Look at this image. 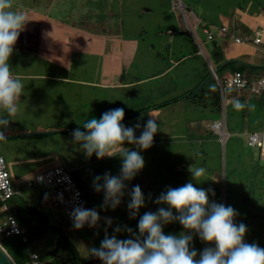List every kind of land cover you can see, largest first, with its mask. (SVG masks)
I'll use <instances>...</instances> for the list:
<instances>
[{
	"label": "rangeland",
	"instance_id": "374dc122",
	"mask_svg": "<svg viewBox=\"0 0 264 264\" xmlns=\"http://www.w3.org/2000/svg\"><path fill=\"white\" fill-rule=\"evenodd\" d=\"M51 2L49 14L64 25H38L30 20L26 23L9 60L12 72L24 85L19 110L13 116L0 110V116L11 121L9 128L16 132L12 135H17L0 140V153L6 159L17 196L30 204H37L40 194L47 198L41 209L48 215L50 226L35 239L38 249L50 250L60 229L80 255L89 258L90 250L100 247L106 233L120 239L129 234L127 228L133 232L132 224H136L138 217L146 212L155 213L160 207L169 208L155 203L161 193L189 182L208 191L210 203L234 208L238 213L234 223H243L247 228L244 241L264 248V160L259 158L258 149L247 143V132L264 124V103L251 99L249 104L254 108L244 115L227 101L216 112L186 96L160 105L195 84L193 74L199 61L186 57L196 52L209 66L207 35L201 26L194 25L189 6L194 14L203 17L205 11L207 17L214 18L221 3L239 4L264 15V0ZM48 3L50 0H13V5H18L16 10L28 13L29 19L31 10L46 12ZM213 21L220 23L216 18ZM77 29L86 30L89 35L80 38L82 34ZM91 33L98 37L93 40ZM171 79L175 89L156 95L158 83ZM148 96L151 101L146 100ZM115 108L124 109L122 123L126 127L139 121L141 127L135 130L136 137L141 135L149 114L157 119L159 130L147 150L125 142V147L140 151L145 165L131 181H125L124 196L113 209L102 207L104 193L94 190L93 180L105 173L119 176L122 159H97L95 154L86 157L80 145L73 142L71 133L77 127L86 132L83 124L87 120L99 119ZM222 116L227 132L224 141L209 128ZM60 128L66 130L59 131ZM18 129L27 130V134L18 136ZM46 130L54 132L37 133ZM57 165L66 166L85 180L87 203L100 216L97 226L74 228L63 210L52 203L43 182L27 185L36 174ZM192 165L206 169L198 181L189 171ZM135 185L144 194L145 206L131 218L127 205ZM172 212L179 215L175 209ZM105 217L111 219L110 225ZM117 227L120 232L114 231ZM162 228L165 235H192L189 247L197 251V260L205 248H215L214 243L208 244L197 233L185 230L179 221Z\"/></svg>",
	"mask_w": 264,
	"mask_h": 264
},
{
	"label": "clouds",
	"instance_id": "9594fccd",
	"mask_svg": "<svg viewBox=\"0 0 264 264\" xmlns=\"http://www.w3.org/2000/svg\"><path fill=\"white\" fill-rule=\"evenodd\" d=\"M29 14L17 11L13 0H0V110L8 116L19 110V102L24 85L14 75L9 64L14 45L20 32L29 21ZM236 111L245 108L252 110L254 105L233 101ZM139 137L135 130L141 127L139 121L132 127H126L122 121L125 117L123 108H115L102 114L101 118H92L83 124L87 131L80 127L73 129V142L78 143L86 157L93 154L97 159L104 157H120L122 159L119 176L105 173L97 175L93 180L94 190L104 193L102 207L115 209L124 196L125 181H131L144 167L145 161L140 151L125 147V142L136 145L141 150L149 149L154 135L159 130L157 119L150 115ZM10 120L0 116V140H6V131ZM192 178L198 181L205 175L203 167L190 166ZM102 181V183H101ZM211 191V190H209ZM214 195V192H213ZM131 199L127 207L130 217L135 218L141 207L145 206V197L139 185H135L130 193ZM155 203L166 204L168 209L160 207L157 212H146L138 222L139 235L132 239L120 240L107 233L99 248H92L90 254L99 258L103 264H264V248L244 241L247 228L243 223H234L238 215L231 206L209 202L208 191L197 188L189 182L177 188H168L155 200ZM175 209L178 216H174ZM73 227L81 229L87 224L97 226L100 216L95 209L76 207L71 212ZM111 224V219L105 217ZM179 221L185 230L195 232L200 239L215 248H205L197 260V251L190 250L192 235L181 233L180 236L165 235L162 225ZM120 232L121 228L114 229ZM126 231L132 234V229Z\"/></svg>",
	"mask_w": 264,
	"mask_h": 264
},
{
	"label": "trees",
	"instance_id": "16d2710c",
	"mask_svg": "<svg viewBox=\"0 0 264 264\" xmlns=\"http://www.w3.org/2000/svg\"><path fill=\"white\" fill-rule=\"evenodd\" d=\"M204 26H207V24ZM186 58H193L199 61V64L195 67V73L193 74L195 84L186 89L180 95L163 100L160 105L165 104L170 100H176L179 96H186L188 98H193V102L202 107H209L212 111L220 112L222 108V96L218 81L223 84V79L225 78L222 76L223 70L230 69L231 71H240L246 75L249 81H256L260 78H264V75L261 74L264 73V68L241 65L230 61L219 69L216 73V77L214 75H210L202 86L194 90L210 73V68L196 52ZM214 68H219V65H216ZM134 86H137V84H134ZM175 87L176 84L172 79L169 80V82L162 80L155 87V93L158 95V93L170 92L175 89ZM262 95H264V91L256 93L246 88H226L225 90V99L230 105L233 104L234 100H239L242 103L249 104L251 99L256 98V100H258ZM146 100L151 101V96H148ZM247 110L248 109L245 108L241 111L242 115H244ZM209 128H211L210 125ZM259 158L264 160L260 157V155ZM71 173L83 193L86 204L91 209L86 200L87 184L85 180L80 179L78 175H76L75 171L71 170ZM46 202L47 198L43 194L39 195L37 204H30L22 197L14 194L5 201L7 209L2 210V202L0 201V222L9 215L13 216L18 223L24 227L25 235L27 237V240L24 242L19 235L0 234V245L7 251L15 264H23L32 252L38 253L43 260L46 259L44 261L48 264H83L86 257L80 255L76 245L60 229H58V235L54 246L50 250L42 252L38 249L35 239L50 226L48 215L41 209ZM139 219L140 218L138 217L136 224H132L134 225V231L132 234L121 236L120 240L132 239L139 235ZM177 236H180V234ZM93 237L95 240V235ZM46 252H52L53 255H46ZM93 264H103V262L100 260Z\"/></svg>",
	"mask_w": 264,
	"mask_h": 264
},
{
	"label": "built area",
	"instance_id": "2783aa9c",
	"mask_svg": "<svg viewBox=\"0 0 264 264\" xmlns=\"http://www.w3.org/2000/svg\"><path fill=\"white\" fill-rule=\"evenodd\" d=\"M182 11L183 8L180 6ZM221 33H228L227 28L222 26L219 28ZM203 31L207 35V39H212V33L204 28ZM236 42L253 41L259 43L261 41V33L256 31L254 37L246 36L245 38L233 37ZM216 77V74L214 75ZM220 93L222 96V106L226 103L225 90L226 88H246L253 92L264 91V78L256 81H249L246 75L240 71H233L223 79V84L218 81ZM211 129L219 133L220 139L224 141L226 132L225 118L214 121L210 125ZM247 143L250 146L258 149L259 155L264 159V124L258 129L247 132ZM43 182L49 189L51 194V201L56 206H59L65 216L73 225L71 212L76 207H84L90 209L86 204L83 193L78 186L77 182L72 176L71 170L64 165H57L46 169L43 172L36 174L33 178L27 181V185L34 186L35 184ZM16 194V188L12 182L10 172L7 166L6 159L0 153V201L2 202L1 209H7L5 201ZM86 225V224H85ZM0 234L3 235H19L25 242L27 237L25 229L18 221L11 215L7 216L0 222ZM23 264H48L38 253L32 252L29 254L28 259Z\"/></svg>",
	"mask_w": 264,
	"mask_h": 264
},
{
	"label": "crops",
	"instance_id": "0c3cea01",
	"mask_svg": "<svg viewBox=\"0 0 264 264\" xmlns=\"http://www.w3.org/2000/svg\"><path fill=\"white\" fill-rule=\"evenodd\" d=\"M51 1L52 0H50V3H48L45 7L46 12H41V10H37L36 8V10H31L30 21H33L34 24L38 25H64L60 20L49 14L50 9L52 8ZM14 6L16 10L18 5L14 4ZM189 8L195 19L194 25L201 26L202 30L204 28L208 29L213 35L212 39H207L206 37L205 40L209 53V57L207 56L209 61V68L215 69L214 67H216V65H219V68H217L219 71V69L223 65L230 61L241 65L264 68V15H262L261 13L256 14L250 9L242 8L239 4L235 3H228L227 5H224V3L218 4L215 9L214 18H212L210 15H208L209 17H207L205 11H202L205 17H203L202 14H194L193 7L189 6ZM215 18L220 23L215 24V22L213 21ZM205 24H207V26H204ZM222 26H225L227 28L228 33L220 32L219 28ZM256 31H259L261 33V41L259 43H254L251 40L247 42H236L232 38V36L242 39L246 36H250L252 38L254 37ZM76 32L78 34H82L80 38L83 39L87 37V35H89L86 30L82 29H77ZM169 33H173V31L169 30ZM203 33L205 32L203 31ZM93 35V40H95L98 36L95 34ZM231 72L233 71H231L230 69H225L222 72V76L225 77ZM261 74L264 75V73ZM119 78L122 79V75H120ZM131 84L134 85L133 83ZM253 100H256V98ZM256 101L258 103H264V95H262ZM65 130L66 129H59V131L63 132ZM26 132L27 130L18 129V136L26 135ZM42 132L44 131H39L37 133ZM13 133H16L13 131V128L8 127V130L5 134L7 137L11 136Z\"/></svg>",
	"mask_w": 264,
	"mask_h": 264
},
{
	"label": "water",
	"instance_id": "95a60500",
	"mask_svg": "<svg viewBox=\"0 0 264 264\" xmlns=\"http://www.w3.org/2000/svg\"><path fill=\"white\" fill-rule=\"evenodd\" d=\"M218 72V69H212L210 68V73L199 83V85L194 89H198L200 86L203 85V83L207 80V78L210 75H215ZM187 95V94H185ZM180 98H182V96H180ZM48 132H54V131H44L42 133H48ZM17 135H11V136H7V137H15ZM46 255H53L52 252H46ZM100 261L99 258L95 257V256H90L89 258H86L83 262V264H93ZM0 264H15V262L13 261V259L10 257V255L7 253V251L0 245Z\"/></svg>",
	"mask_w": 264,
	"mask_h": 264
}]
</instances>
